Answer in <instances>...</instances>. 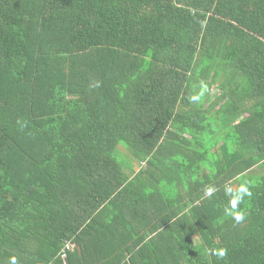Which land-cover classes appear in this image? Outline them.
<instances>
[{
    "label": "trees",
    "instance_id": "obj_1",
    "mask_svg": "<svg viewBox=\"0 0 264 264\" xmlns=\"http://www.w3.org/2000/svg\"><path fill=\"white\" fill-rule=\"evenodd\" d=\"M245 182L236 224L225 189ZM12 257L264 264V0H0Z\"/></svg>",
    "mask_w": 264,
    "mask_h": 264
},
{
    "label": "clouds",
    "instance_id": "obj_2",
    "mask_svg": "<svg viewBox=\"0 0 264 264\" xmlns=\"http://www.w3.org/2000/svg\"><path fill=\"white\" fill-rule=\"evenodd\" d=\"M202 91L198 95H190V102H197L200 97L203 95V91L207 90V85H201ZM215 191L214 187H206L204 192L206 195L211 196ZM227 193H233L228 200V205L224 208V213L227 216H230L236 224L241 223L245 219L244 212L240 209V204L244 201L245 197H251L252 192L247 182L240 184L238 189H233L231 187H226L225 189ZM210 254L216 256L218 259L226 256L227 250L224 248L219 249H210ZM10 264H17L16 257H12L10 260Z\"/></svg>",
    "mask_w": 264,
    "mask_h": 264
},
{
    "label": "rangeland",
    "instance_id": "obj_3",
    "mask_svg": "<svg viewBox=\"0 0 264 264\" xmlns=\"http://www.w3.org/2000/svg\"><path fill=\"white\" fill-rule=\"evenodd\" d=\"M120 153H122L123 155H125L129 160H130V158H129V155L126 153V151L125 150H123L122 148H120ZM136 167H139V164L138 163H134V161L132 162ZM195 243L198 245L201 241L199 240V238H198V236H196L195 237Z\"/></svg>",
    "mask_w": 264,
    "mask_h": 264
},
{
    "label": "built area",
    "instance_id": "obj_4",
    "mask_svg": "<svg viewBox=\"0 0 264 264\" xmlns=\"http://www.w3.org/2000/svg\"><path fill=\"white\" fill-rule=\"evenodd\" d=\"M72 247H73V244H71V243H67V244H66V248H67V249H71ZM62 257L65 258V257H66V254H63Z\"/></svg>",
    "mask_w": 264,
    "mask_h": 264
}]
</instances>
